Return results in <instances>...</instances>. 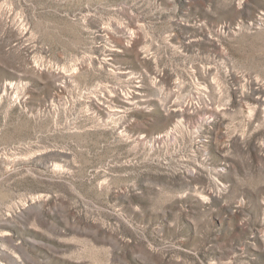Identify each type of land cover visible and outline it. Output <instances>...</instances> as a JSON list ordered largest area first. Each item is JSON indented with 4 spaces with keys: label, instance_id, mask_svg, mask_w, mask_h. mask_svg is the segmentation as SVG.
I'll return each instance as SVG.
<instances>
[{
    "label": "rangeland",
    "instance_id": "1",
    "mask_svg": "<svg viewBox=\"0 0 264 264\" xmlns=\"http://www.w3.org/2000/svg\"><path fill=\"white\" fill-rule=\"evenodd\" d=\"M0 264H264V0H0Z\"/></svg>",
    "mask_w": 264,
    "mask_h": 264
}]
</instances>
